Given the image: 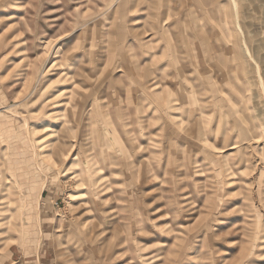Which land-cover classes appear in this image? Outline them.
Wrapping results in <instances>:
<instances>
[{
	"label": "rangeland",
	"instance_id": "obj_1",
	"mask_svg": "<svg viewBox=\"0 0 264 264\" xmlns=\"http://www.w3.org/2000/svg\"><path fill=\"white\" fill-rule=\"evenodd\" d=\"M263 89L264 0H0V264H264Z\"/></svg>",
	"mask_w": 264,
	"mask_h": 264
},
{
	"label": "bare ground",
	"instance_id": "obj_2",
	"mask_svg": "<svg viewBox=\"0 0 264 264\" xmlns=\"http://www.w3.org/2000/svg\"><path fill=\"white\" fill-rule=\"evenodd\" d=\"M233 3V2H232ZM234 4H235V2H234ZM233 4V5H234ZM236 12V11H235ZM213 19V18H212ZM214 20V19H213ZM238 25V24H237ZM238 27H239V25H238ZM247 52V51H246ZM241 55V54H240ZM258 76V75H257ZM261 82V81H260ZM262 86V85H261ZM263 91H264V89H263ZM236 145H232V146H230L229 148H228V150H234V149H236ZM212 153H213V156L215 155V157L216 156H220L219 154L222 152V151H218V150H216L215 148L213 149V151H211ZM44 185V184H43ZM45 186V185H44ZM7 188H5V189H3V191L4 190H6ZM41 189H42V187H41ZM0 192H1V189H0Z\"/></svg>",
	"mask_w": 264,
	"mask_h": 264
}]
</instances>
